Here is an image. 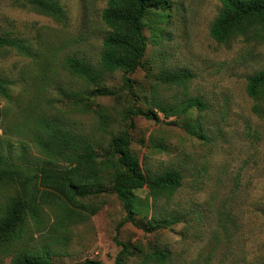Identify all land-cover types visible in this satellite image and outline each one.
Instances as JSON below:
<instances>
[{
	"label": "rangeland",
	"instance_id": "374dc122",
	"mask_svg": "<svg viewBox=\"0 0 264 264\" xmlns=\"http://www.w3.org/2000/svg\"><path fill=\"white\" fill-rule=\"evenodd\" d=\"M52 1L59 2L60 16L33 0H0V33L10 32L32 49L26 55L0 47V76L10 82L9 96L0 93V152L5 155L0 168L33 175L45 162L33 141L39 120L56 121L93 142L108 186L100 161L124 127L123 112L136 105L153 108L160 121L136 116L131 147L146 171L177 168L183 184L154 208L157 218L175 216V222L151 229L149 217L140 214L139 225L122 226L118 238L133 249L126 264H160L151 258L155 251L167 254L164 264L263 262L264 97L248 94L247 77L264 69V26L255 24L218 42L210 26L220 0H173L170 9L153 10L145 20L148 48L143 66L129 75L132 86L120 70L89 82L72 73L66 60L76 56L99 66L109 32L102 21L108 0ZM178 71H190L192 77L185 83L163 81ZM99 86L114 95L87 96ZM193 100L205 107L184 111ZM157 103L171 108L168 116ZM22 192L17 182L0 180V215ZM136 193L146 198L148 189ZM80 200L95 213L84 212L85 218L65 228L50 211L40 224L30 218L26 237L12 243L10 251H0V264H11L22 248L43 245L54 252L53 264L86 259L115 264L121 249L116 227L126 217L123 203L109 190Z\"/></svg>",
	"mask_w": 264,
	"mask_h": 264
},
{
	"label": "trees",
	"instance_id": "16d2710c",
	"mask_svg": "<svg viewBox=\"0 0 264 264\" xmlns=\"http://www.w3.org/2000/svg\"><path fill=\"white\" fill-rule=\"evenodd\" d=\"M33 1L50 14L60 16L62 13L58 1ZM172 3L173 0H108L102 11V21L109 32L103 39L99 66L83 58L70 56L66 60V67L89 82L102 80L106 72L120 70L123 72L124 82L132 86L129 75L143 66L148 48L145 20L153 10L170 9ZM220 3V11L210 26V34L216 41L227 42L233 36L244 34L255 24L264 26V0H220ZM5 46L26 55L32 53L24 39L10 32L0 33V47ZM191 77L190 71H178L163 76V81L185 83ZM9 83L8 79L0 76V93L5 97L9 96ZM247 91L252 97H264V69L247 77ZM114 93L107 87L99 86L87 93V96ZM155 105L166 116L169 115L170 107L160 103ZM195 106L203 109L205 104L200 100H193L184 107V111ZM136 116L160 121L158 112L153 108L143 109L136 105L125 109L122 117L124 127L111 138L109 149L105 153L106 159L100 161L108 174V186H105L106 178H102L98 168L99 153L91 140L56 121L39 120L40 132L34 135L33 141L45 156L44 164L36 165L33 175L24 176L17 169L0 168V180H13L23 188V192L14 196L0 215V251H10L12 243L26 237L25 226L28 220L32 218L40 224L47 211L53 213L61 228L85 218L84 212L95 213L96 209L90 210L80 199L107 190L121 200L126 211V217L116 227L115 240L121 249L116 255L115 264H126L133 253L131 246L118 238L125 223L139 225L137 216L140 214L149 217L148 225L151 229L175 222L171 221L175 216L157 218L154 208L161 198H169L182 186L184 175L181 170L173 167L158 174L144 169L131 147V131L135 127ZM191 133L199 138H206L203 133L195 130H191ZM24 154L23 149L22 157ZM3 160L5 155L0 152V163ZM142 188L148 189L146 198L136 193V190ZM53 254L50 246L43 245L39 249L27 246L15 253L11 264H53ZM151 258L164 264L167 254L155 251ZM76 264L103 263L100 260L86 259ZM259 264H264V261Z\"/></svg>",
	"mask_w": 264,
	"mask_h": 264
}]
</instances>
